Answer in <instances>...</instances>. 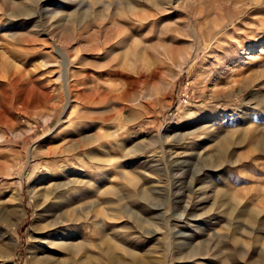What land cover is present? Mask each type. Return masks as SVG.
<instances>
[{
  "label": "rangeland",
  "instance_id": "obj_1",
  "mask_svg": "<svg viewBox=\"0 0 264 264\" xmlns=\"http://www.w3.org/2000/svg\"><path fill=\"white\" fill-rule=\"evenodd\" d=\"M21 1L0 0V264H264V0ZM108 28L129 42L103 59ZM96 63L115 74L80 84Z\"/></svg>",
  "mask_w": 264,
  "mask_h": 264
},
{
  "label": "bare ground",
  "instance_id": "obj_2",
  "mask_svg": "<svg viewBox=\"0 0 264 264\" xmlns=\"http://www.w3.org/2000/svg\"><path fill=\"white\" fill-rule=\"evenodd\" d=\"M3 3H5L6 5H8V6H10V8H11V6L15 9V11L17 12V13H20V14H25L26 12H28V10H29V8H30V6L29 5H26V4H23L22 3V1L21 0H1ZM148 1V3L151 1V0H147ZM235 1H238V2H240V1H243V0H235ZM123 3V2H122ZM151 5L152 6H156V4L155 3H151ZM121 6L122 7H124L125 9H129V11L132 13V14H135V13H137V11L135 10V8L133 7V6H131V3H129L128 1H126V2H124L123 4H121ZM107 7V6H106ZM108 7L110 8V5H108ZM51 12V11H50ZM113 14V13H112ZM110 15V18H111V23H112V25H116L115 23H117L118 22V20H116V17L115 16H113V15ZM34 15V14H33ZM47 15V14H46ZM55 16V15H54ZM54 16H52V17H54ZM57 16V15H56ZM118 16H120V14L118 15ZM51 17V18H52ZM119 18V17H118ZM62 19V18H61ZM122 19V18H121ZM126 19V18H125ZM90 26H91V24H89ZM99 26H101V25H99ZM120 27V26H119ZM65 28V27H64ZM104 28V27H103ZM106 28V27H105ZM65 30V29H64ZM6 32V31H5ZM7 33V34H6ZM5 34H4V37L5 36H7V37H11V38H13V39H16V35L18 34H13V33H9L8 34V32H6ZM98 33L99 32H94V33H90V35L88 36V41H89V51H101V52H99L98 53V57L99 56H102V55H105V56H102V58L103 59H107L108 57H110L109 56V53H110V55H111V53H112V50L114 51V50H119L120 48H121V46L122 45H124L125 44V42L126 41H128V39L127 38H125V37H123V38H119L118 40H116L115 42H113V39H114V30L113 29H111V28H108V30L106 31V33H105V39H104V41L102 42V43H100V41H99V35H98ZM129 42V41H128ZM136 45H137V42L135 43ZM134 45V44H133ZM132 47V46H131ZM134 48H136V46L134 47ZM134 48H133V50H134ZM131 49V48H130ZM56 50L58 51V53H59V55H60V57H61V59H62V64H64V72H65V75H66V78L67 79H70V76L72 75V71H71V68H70V66H71V59H70V57L68 56V55H66L65 53H63V51L60 49V48H58V47H56ZM137 51V50H136ZM127 53V52H126ZM2 56V55H1ZM126 56H128V54L126 55ZM76 58V60L74 61V63L76 64V63H79V60L77 59V55L75 56ZM97 57V58H98ZM102 58H98L99 59V61L102 59ZM126 58V57H125ZM109 61L110 62H108V64L109 63H113V62H115V61H117V58H115V57H113V58H109ZM81 63V62H80ZM100 63V62H99ZM91 64H94V63H91ZM97 64V63H96ZM102 64V63H101ZM107 64V65H108ZM104 65V64H103ZM103 65H95V69L94 70H92L91 72H90V74L88 73H86L84 76H83V79L82 80H80L79 82H80V84H83V83H87V81H92V82H94L96 79H99V78H101L104 74H115V72H113V69H107L105 72L104 71H102V70H100V68L103 66ZM104 67V66H103ZM94 67H92V69H93ZM116 70V69H115ZM88 72V71H87ZM117 74V73H116ZM73 76H75V74L73 73ZM69 86V84L67 85V87ZM70 91H68V93H69ZM100 136V135H99ZM63 147V146H62ZM62 147H57L56 149H55V151H57L58 149L60 150ZM65 148V147H64ZM28 162V161H27ZM60 183V182H59ZM54 184V183H53ZM63 184V183H62ZM52 186V185H51ZM51 186H48V187H46V189H44L43 190V195H44V197L45 198H47V197H49V195L51 194V193H53V192H55V190H56V188H58L59 186H60V188L61 187H64V185H59V186H56L55 187V189L54 188H49V187H51ZM54 186V185H53ZM32 192L34 193V194H36L37 192L35 191V190H32ZM42 196V195H41ZM44 200V199H43ZM5 204V203H4ZM100 204V203H99ZM98 203H96V205H99ZM93 206H95V205H93ZM97 207V206H96ZM78 209V208H77ZM111 210V209H110ZM16 211V210H15ZM74 211V210H73ZM74 212H76V211H74ZM69 214H67V213H64V212H59V213H57V215L56 216H54V219L51 221V220H49L46 224H45V226L43 227V229H51V228H54V227H57L58 225H61V224H63V223H65V222H77V219H76V217L74 216L75 214L73 213H70V211L68 212ZM47 214V213H46ZM77 214V213H76ZM20 215H21V213H20V211L18 210V215H16V216H18V218H21L20 217ZM52 217V216H51ZM79 219V218H78ZM15 225V224H14ZM3 228V227H2ZM217 232V231H216ZM0 233H1V230H0ZM2 234V233H1ZM2 235H4V234H2ZM1 235V236H2ZM4 236H6L5 238H7V235L5 234ZM4 238V237H3ZM0 240H2L3 241V239H0ZM9 240V239H8ZM65 240H67V239H65ZM7 240H5V242H6ZM7 242H10V240L9 241H7ZM0 243V253H2V252H4L5 251V249H7L8 247H9V245H10V243H9V245L7 246V244L8 243ZM61 242V241H60ZM64 242H66V241H64ZM64 242H61L60 244H59V248H62L61 246H63V249H65L64 247H66L67 245H71V244H73V243H71V244H68L67 242L66 243H64ZM54 243H57V242H53V244ZM104 243V242H103ZM58 244V243H57ZM55 245V244H54ZM74 245V244H73ZM76 245V244H75ZM74 245V246H75ZM110 245V244H109ZM108 245V246H109ZM184 245V244H183ZM56 246H58V245H56ZM11 247H12V245H11ZM55 247V246H54ZM113 247V246H112ZM193 247V246H192ZM58 248V247H57ZM73 248V247H72ZM110 248V247H109ZM67 249V248H66ZM65 249V250H66ZM69 249V248H68ZM74 249V248H73ZM9 250V249H8ZM72 250V249H71ZM107 250V249H106ZM111 250V249H110ZM75 251H77L76 249H75ZM107 251H109V250H107ZM112 251V250H111ZM121 251H123V253H124V255H128L131 259V262L132 263H130V264H161V262L159 261V259H154V260H149V259H143V258H135L134 257V253H132V252H129L128 250H121ZM74 252V251H73ZM97 252H99V251H97ZM101 253V252H100ZM107 253V252H106ZM3 254V253H2ZM1 254V255H2ZM6 254V253H5ZM99 254V253H98ZM108 254V253H107ZM97 255V254H96ZM188 255V254H187ZM91 257V256H90ZM110 257V256H109ZM193 257V256H192ZM45 258V257H44ZM182 258V257H181ZM184 258V257H183ZM84 259V258H83ZM42 260V259H41ZM40 260V261H41ZM44 260V259H43ZM49 260V259H48ZM51 260V259H50ZM49 260V261H50ZM95 260V259H94ZM97 260V259H96ZM107 260V259H106ZM110 260H111V263L110 264H117V262H118V259L116 258V256H113L112 255V257H110ZM109 260V261H110ZM42 262H44V261H42ZM60 262H62V261H60ZM87 262V261H86ZM106 262V261H105ZM127 262V261H126ZM125 262V263H126ZM180 262V261H179ZM81 263L82 264H84L82 261H81ZM89 263V262H88ZM119 263V262H118ZM122 263H123V261H122ZM125 263H123V264H125ZM62 264V263H61ZM86 264V263H85Z\"/></svg>",
  "mask_w": 264,
  "mask_h": 264
}]
</instances>
